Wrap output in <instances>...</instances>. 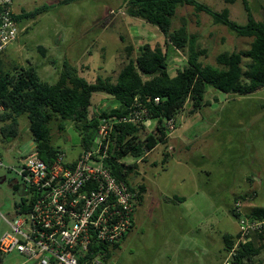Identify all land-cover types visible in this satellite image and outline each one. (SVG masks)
Instances as JSON below:
<instances>
[{"label":"rangeland","instance_id":"374dc122","mask_svg":"<svg viewBox=\"0 0 264 264\" xmlns=\"http://www.w3.org/2000/svg\"><path fill=\"white\" fill-rule=\"evenodd\" d=\"M64 1H14L18 14L44 11L21 23L18 39L5 51L6 72L33 67L43 81L54 84L68 60L89 82L98 77L115 80L144 45L167 51L172 76L187 65L188 50L168 46L155 26L130 17L124 0ZM196 1L214 12L228 9L230 19L238 25L248 22L242 0ZM248 1L255 18L264 21V0ZM183 20L188 34L197 37L198 48L206 51L200 57L204 66H218L220 54L247 51L253 41L215 24L208 14L187 4L178 6L172 31ZM247 63L244 59V70ZM207 101L211 104L194 114L188 101L176 116V130H168L165 142L142 159L123 160L135 165L129 176L132 186L137 191L148 188L150 196L145 198L146 191H141L143 201L136 206L132 232L107 264H212L223 252L224 237H238L239 223L232 215L236 204L240 202L250 215L256 209L264 210V88L240 95L208 86ZM92 102V117L118 106L103 93H95ZM61 122L58 118L50 124L51 144L68 160L76 159L82 152L81 136L72 120L64 123L63 130ZM156 126L155 120L147 127L141 124V140L155 135ZM35 148L26 116L21 117L18 137L5 140L0 134V237L9 230L3 217L12 219L17 214L23 185L19 172L24 161L36 155ZM14 182H18L17 190ZM176 195L186 196L188 202L174 200ZM2 264H24V260L9 255Z\"/></svg>","mask_w":264,"mask_h":264},{"label":"trees","instance_id":"16d2710c","mask_svg":"<svg viewBox=\"0 0 264 264\" xmlns=\"http://www.w3.org/2000/svg\"><path fill=\"white\" fill-rule=\"evenodd\" d=\"M73 2L75 0H65L64 4ZM227 2L234 3L236 0ZM242 3L248 17L244 26L230 19L228 9L214 12L196 0H124L126 13L130 17L155 26L166 38L168 46L177 50H188L187 65L175 76L169 73L167 51L160 46H142L139 56L130 59L115 80L98 77L95 82H89L65 60L59 79L54 84L43 81L33 67L14 68L11 72H6V55L3 52L0 54V107L4 110L0 113L2 138L9 140L18 137L20 118L26 116L36 146V155L50 163L61 153L51 144L50 124L54 119L59 118L62 121L59 124L61 130L64 129L66 121L72 120L75 123V129L81 136L83 151L92 147L101 119H121L135 110H146L147 117L157 121L155 135L141 140V127L134 123L115 124L110 132L106 165L118 179L132 186L129 176L135 165H128L123 160L142 159L145 154L165 142L169 134L166 122L171 119L176 121V116L188 101L192 104L191 114L210 105L211 101L205 102L208 86L225 94L240 95L264 88V21L255 18L248 0H242ZM185 4L194 7L197 12H205L215 24L228 27L239 37L252 38L250 48L241 53H222L217 57L218 66H204L200 57L205 55L206 51L198 48L196 36L188 34L186 21L183 20V25L177 31H172V18L178 6ZM43 11L44 9L23 11L21 14L15 13L14 18L21 28V23L35 19ZM244 59L249 61L246 70L243 68ZM95 93L112 97L118 106L92 117L90 110ZM156 98H160L159 104L154 103ZM168 158L169 155H165V163ZM14 188L18 189L17 186ZM132 190L138 193V204L141 203V191L145 192L146 188L141 187L140 191H137L132 186ZM16 208V211L24 212L25 200L17 204ZM232 215L238 218L235 209ZM251 215L264 218V210L256 209ZM260 237L254 242L241 245L236 260L245 259L255 264V257L264 250V237ZM224 242V250L228 252L235 245L236 238L226 235ZM120 244L114 245L111 250L100 246V249L107 253L106 263Z\"/></svg>","mask_w":264,"mask_h":264},{"label":"built area","instance_id":"2783aa9c","mask_svg":"<svg viewBox=\"0 0 264 264\" xmlns=\"http://www.w3.org/2000/svg\"><path fill=\"white\" fill-rule=\"evenodd\" d=\"M13 5L14 0H0V54L20 34ZM154 103L159 104L160 98ZM151 121L146 110L121 119L103 118L92 147L76 159L68 160L62 152L50 163L37 155L26 159L19 172L26 210L17 211L12 219L3 217L9 230L0 237V264L9 255H19L24 264H107V253L100 246L111 250L122 243L133 228L138 204V193L106 165L110 132L118 123L147 127ZM166 123L171 132L176 130L174 119ZM235 213L238 237L221 264H251L236 256L241 245L264 237V218L246 214L240 202Z\"/></svg>","mask_w":264,"mask_h":264},{"label":"crops","instance_id":"0c3cea01","mask_svg":"<svg viewBox=\"0 0 264 264\" xmlns=\"http://www.w3.org/2000/svg\"><path fill=\"white\" fill-rule=\"evenodd\" d=\"M20 124H21V118H20ZM74 160V159H73ZM14 186H17V187H19V185H18V182H14ZM13 186V187H14ZM22 188H24L23 186H22ZM21 188V189H22ZM20 189V190H21ZM146 197L145 198H147V197H149L150 196V191H149V189L147 188V191H146ZM174 200H177V201H181L180 203H187L188 202V199H187V197L186 196H178V195H176V196H174ZM132 232V231H131ZM131 232L128 234V236L131 234ZM127 236V237H128ZM117 250V249H116ZM116 250H114V251H116ZM225 254H226V252H225V250H224V248H223V252L221 251V252H219V255L215 258V260L212 262V264H221L222 263V261H223V259H224V257H225ZM223 256V257H222ZM264 260V250H263V252L259 255V256H257V257H255V263H258V262H262Z\"/></svg>","mask_w":264,"mask_h":264},{"label":"flooded vegetation","instance_id":"af4514ba","mask_svg":"<svg viewBox=\"0 0 264 264\" xmlns=\"http://www.w3.org/2000/svg\"><path fill=\"white\" fill-rule=\"evenodd\" d=\"M19 193H21L20 195H21V198H22V200L25 198V195H26V191H25V189L24 188H22L20 191H19Z\"/></svg>","mask_w":264,"mask_h":264},{"label":"water","instance_id":"95a60500","mask_svg":"<svg viewBox=\"0 0 264 264\" xmlns=\"http://www.w3.org/2000/svg\"><path fill=\"white\" fill-rule=\"evenodd\" d=\"M99 22H100V21H97V22H95L94 24H97V23H99ZM106 25H107L106 23H103L101 27H102V28H105ZM110 26H112V25L110 24Z\"/></svg>","mask_w":264,"mask_h":264}]
</instances>
